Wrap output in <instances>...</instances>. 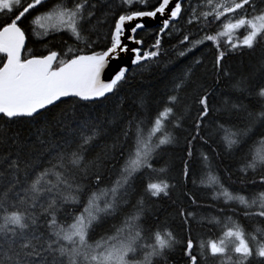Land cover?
<instances>
[{
    "label": "snow or ice",
    "instance_id": "1",
    "mask_svg": "<svg viewBox=\"0 0 264 264\" xmlns=\"http://www.w3.org/2000/svg\"><path fill=\"white\" fill-rule=\"evenodd\" d=\"M29 17L34 32L36 28L41 30V35L66 32L75 43L62 52L47 49L46 54L26 53L23 24ZM0 18V144L7 145L11 141L17 149L15 155L0 151V180L10 176L16 182L35 164L31 153L36 148L14 138L10 131L12 124L22 120L34 121L58 103L72 102L75 105L106 98L128 78L127 62L141 69L158 63L164 51V36L176 39L172 48L181 57L210 42L215 48L213 67L217 73L228 52L252 50L257 44L264 43V0H199L197 4L191 0H53L47 6L45 0H0ZM145 18L159 20L154 42L148 47H143V40L137 38L138 31L145 28L142 22ZM192 25L196 26L195 36L187 31L186 26ZM121 60L126 63L112 67V62ZM200 63V59L195 58L193 67L184 71L182 78L174 83L177 91L167 95L164 106L146 130L143 123L137 122L134 143L120 167V176L105 190L92 191L78 211L74 207H64L79 206L84 193L80 184L75 182V174L64 162L67 160L76 170L86 172L87 169L81 168L82 153L95 139L97 129H92V135H84L81 131L76 149L65 154L64 137L60 136L58 141L52 129L72 132L87 127L89 122H77L75 129L60 120L48 124L41 132V136L46 132L48 139L37 137L40 154L47 149L58 161L53 168L65 167L66 171L57 173L54 183L44 181L50 184L49 187L42 184V178L50 174L49 170L40 173L24 188L26 195L10 207L8 196L15 184H8L0 196V207L3 208L0 213V264H157L158 260L166 258L180 242L167 229L153 232L152 242L144 241L142 229L137 224L142 202L141 207L126 216L114 231L106 232L93 242H89V234L127 204L125 197L136 175L142 169L152 171L149 163L152 155L175 141L168 129L182 127L189 105H184V110H177L184 104L179 92L188 86L189 81L191 103L197 105L193 121L196 133L187 140L186 155H192V141L197 137L202 143H208L206 137L200 136L199 129L210 114L209 92L192 78L194 66ZM109 69L111 74L105 80L102 76ZM257 95L264 101V87ZM73 116H76L74 108ZM257 116L264 120V110ZM124 136L127 138V131ZM224 140L225 148L229 150L239 143L234 132L226 133ZM258 144L264 146V135ZM115 148L116 144H113L111 150ZM25 151L29 154L27 159L21 156ZM209 159L208 155H203L205 167H209ZM99 161L97 157V161L89 164L97 166ZM248 169L254 173L259 170L258 182L264 185V152L251 151V159L241 171ZM66 173H71V178ZM182 174L185 178L188 176L187 161ZM91 179L98 185L102 176L96 172ZM208 179L210 183L203 179L201 183L212 189L214 198H223L225 204L234 201L242 205L246 217L264 218V191L248 200L230 192L218 177L209 176ZM168 188L169 184L164 180H150L144 191L150 197L167 196ZM44 193L51 195L46 206L41 204V211L37 214L34 208ZM188 199L196 204L191 195ZM18 204L24 207L19 208ZM61 211L72 217L70 223L65 225L58 219ZM177 215L182 220L183 230L188 233V238L182 242L185 264H253V258L254 264H264V238L258 240L255 234H249L250 243L243 228L231 217L227 218L230 223H225L217 237L202 240L197 245L191 236L194 212L181 207ZM208 223L219 225L220 221L212 217ZM197 247L198 255L194 252Z\"/></svg>",
    "mask_w": 264,
    "mask_h": 264
},
{
    "label": "trees",
    "instance_id": "2",
    "mask_svg": "<svg viewBox=\"0 0 264 264\" xmlns=\"http://www.w3.org/2000/svg\"><path fill=\"white\" fill-rule=\"evenodd\" d=\"M52 2L53 0H49L46 6ZM30 20L31 17L23 24L26 32V53L31 51L35 54H46L47 49L62 52L66 47L75 43L66 32H49L48 35H41V30L38 28L34 32ZM186 27L187 31L192 32L194 36L197 35L195 25ZM157 30L158 28H153L138 32L137 38L143 40V47H148L154 42V33ZM174 43H176L175 38L164 36L162 40L164 51L160 54L158 63L143 69L132 67L128 78L108 97L91 103L78 102L75 105L72 102L58 103L56 107L51 108L34 121L22 120L12 124L10 131L14 134V138H18L25 144L35 145L36 151L31 153L35 164L27 170L26 174L19 177V182L10 176H5L3 180H0V196L9 183L15 184L8 196V206L15 204L20 197H24L26 195L24 188L27 184L45 170H49L50 174L42 178L44 187L50 186L44 181L54 183L57 173H65V167L53 168V165L58 163L55 155L49 154L47 149H43V154H40L41 146L37 139L40 137L47 140L48 134L45 132L41 136V132L47 128L49 123H54L56 120H60L73 129L77 122H89L87 127L72 132L52 129L58 141L60 136L64 137L66 143L62 146L65 154L76 149L81 138V131L84 135H92V129H97L95 139L90 142L88 150L82 153L84 159L81 168L87 171L76 170L67 160L64 162L67 169H71L75 174V182L84 189L79 206L64 205V207H74L78 211L92 191L105 190L110 187L120 176V167L134 143L137 122L143 123L145 130L147 129L158 110L164 106L167 95L177 91L174 83L182 78L184 71L193 67L192 61L199 58L201 63L194 66L195 71L192 78L199 84H203L209 92L210 114L199 129L200 136L206 137L208 143H202L197 137L192 141V155L190 157L186 155L187 140H191L196 133L193 121L197 105L191 103L192 87L189 81L188 86L179 92L184 104L177 110H184V105H189L182 121V127L176 129L169 127L168 129L175 137V141L152 155L149 161L152 171L142 169L136 175L125 197L127 204L93 229L89 234V242L99 239L106 232L114 231V228L119 227L126 216L135 213L137 208L141 207V202L142 211L139 213L140 220L137 224L142 229L144 241L152 242L153 232L167 229L180 242L167 253L166 258L158 260L157 264H185L182 242L188 238V233L183 230L182 220L177 215L181 207L186 211L194 212L191 236L197 245L202 240L217 237L225 223H230L227 220L228 217L243 228L251 220V224L262 228L264 233V218L244 216L242 205L234 201L225 204L223 198H214L212 189L201 183L202 179L210 183L208 177L216 176L230 192L242 195L248 200L264 191V185L258 182L261 174L259 170L255 173L251 169L246 172L241 171L246 161L251 159V151L261 152L264 149V146L258 144L260 137L264 135V120L257 116L264 110V101L257 95L258 90L264 87V67H262L264 43L257 44L252 50L239 49L228 52L222 59L219 73L213 67L215 48L211 47L210 42L199 45L184 57L176 55V51L172 48ZM225 72L228 74L224 75ZM73 108L76 113L75 117ZM126 131L128 132L127 138L124 136ZM229 132L237 133L239 140V143L230 150L225 148L224 140L226 133ZM113 144H116L114 151L111 150ZM0 151L12 152L15 155L17 149L9 141L7 145L0 144ZM106 151L107 156L105 157ZM204 154L210 158L209 167L204 165ZM21 156L27 159L29 154L25 151L21 153ZM97 157L100 158L98 165L91 166L89 162L97 161ZM185 161L188 164L186 178L182 174ZM96 172L102 176L98 185L94 184L91 179ZM66 174L71 178V173ZM150 180H164L168 183V195L148 196L144 187ZM253 180L256 182H251ZM50 195L44 193L38 198L34 208L37 214L41 211V204L46 206ZM188 195L194 197L196 204L188 199ZM17 206L24 207L22 204ZM229 208L234 210L228 211ZM220 209L224 211L221 212ZM2 212L3 208L0 207V213ZM212 217L218 218L220 224H209L208 219ZM58 219L66 225L71 222L72 217L66 216L61 211ZM194 252L198 255L199 248H195ZM254 262L255 258H253V264Z\"/></svg>",
    "mask_w": 264,
    "mask_h": 264
},
{
    "label": "water",
    "instance_id": "3",
    "mask_svg": "<svg viewBox=\"0 0 264 264\" xmlns=\"http://www.w3.org/2000/svg\"><path fill=\"white\" fill-rule=\"evenodd\" d=\"M142 22L144 23V25H145L144 29H146V30L158 28V26H159V20H152V19L145 18ZM139 31H141V30H139ZM25 43H26V41H25ZM117 63L124 64V63H126V61H123V60L114 61V62H112V67H115V65ZM127 67L130 70L133 66L130 64V62H127ZM110 74H111V70L109 69L103 74L102 78L107 80L109 78ZM109 95L110 94H107L106 97H108ZM102 99H104V98H100L99 100H96V101H100ZM96 101H91V102H96ZM91 102H84V103H91Z\"/></svg>",
    "mask_w": 264,
    "mask_h": 264
},
{
    "label": "rangeland",
    "instance_id": "4",
    "mask_svg": "<svg viewBox=\"0 0 264 264\" xmlns=\"http://www.w3.org/2000/svg\"><path fill=\"white\" fill-rule=\"evenodd\" d=\"M191 2L193 3V4H197L198 2H199V0H191ZM39 29V28H38ZM243 32V30H241V33ZM198 47V46H197ZM196 47V48H197ZM195 49V48H194ZM261 152H264V149H263V151H261ZM248 225H246L244 228H243V226H242V228H243V230L245 231V233H246V239H248L249 240V242L251 243V239H250V233H256V234H258V236H257V239L258 240H260V239H262V238H264V237H261V233H263V230H262V228H260V227H254L252 224H251V220H249L248 222ZM257 230H259V231H257ZM145 242H149V240H147V241H145ZM137 255H139V253H137Z\"/></svg>",
    "mask_w": 264,
    "mask_h": 264
},
{
    "label": "flooded vegetation",
    "instance_id": "5",
    "mask_svg": "<svg viewBox=\"0 0 264 264\" xmlns=\"http://www.w3.org/2000/svg\"><path fill=\"white\" fill-rule=\"evenodd\" d=\"M49 0H45V3H47Z\"/></svg>",
    "mask_w": 264,
    "mask_h": 264
}]
</instances>
